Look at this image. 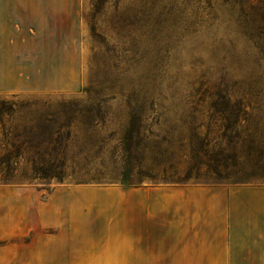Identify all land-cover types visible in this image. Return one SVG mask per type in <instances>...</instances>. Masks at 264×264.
Wrapping results in <instances>:
<instances>
[{
	"label": "rangeland",
	"instance_id": "374dc122",
	"mask_svg": "<svg viewBox=\"0 0 264 264\" xmlns=\"http://www.w3.org/2000/svg\"><path fill=\"white\" fill-rule=\"evenodd\" d=\"M260 32L219 0H0V98L22 112L101 107L63 117L62 181L30 180L24 159L10 185L65 189L68 244L85 245L139 234L123 201L139 188L264 185ZM240 107L252 115L238 121Z\"/></svg>",
	"mask_w": 264,
	"mask_h": 264
},
{
	"label": "crops",
	"instance_id": "0c3cea01",
	"mask_svg": "<svg viewBox=\"0 0 264 264\" xmlns=\"http://www.w3.org/2000/svg\"><path fill=\"white\" fill-rule=\"evenodd\" d=\"M128 194L124 226L134 210L139 234L122 245L68 244L65 189L43 198L33 186L0 185V264H264V185Z\"/></svg>",
	"mask_w": 264,
	"mask_h": 264
},
{
	"label": "trees",
	"instance_id": "16d2710c",
	"mask_svg": "<svg viewBox=\"0 0 264 264\" xmlns=\"http://www.w3.org/2000/svg\"><path fill=\"white\" fill-rule=\"evenodd\" d=\"M222 9L229 11L231 18L243 26L256 27L264 31V0H219ZM263 33V32H260ZM65 110L64 107L22 112L16 102L0 98V185H10L19 173V163L26 159L31 163V179L62 181L64 172L60 170L66 160V149L69 141L71 123L64 121L65 115L69 119L76 113L83 112L91 119L101 113L98 106ZM68 111V112H67ZM135 111V109H134ZM131 115L130 124L139 133V114L135 111ZM227 111V110H226ZM139 112V110H138ZM247 107H240L236 116L249 115ZM252 115V114H250ZM22 119V121L20 119ZM67 129V134L65 133ZM134 132L126 140H133ZM59 169V170H58Z\"/></svg>",
	"mask_w": 264,
	"mask_h": 264
},
{
	"label": "bare ground",
	"instance_id": "6f19581e",
	"mask_svg": "<svg viewBox=\"0 0 264 264\" xmlns=\"http://www.w3.org/2000/svg\"><path fill=\"white\" fill-rule=\"evenodd\" d=\"M100 194L102 195V194H104V193H101V192H100Z\"/></svg>",
	"mask_w": 264,
	"mask_h": 264
}]
</instances>
